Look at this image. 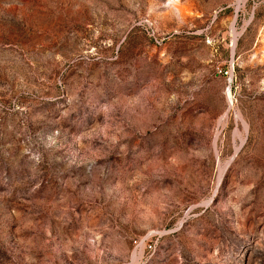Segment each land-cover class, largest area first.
Masks as SVG:
<instances>
[{
    "label": "rangeland",
    "instance_id": "obj_1",
    "mask_svg": "<svg viewBox=\"0 0 264 264\" xmlns=\"http://www.w3.org/2000/svg\"><path fill=\"white\" fill-rule=\"evenodd\" d=\"M0 264H264V0H0Z\"/></svg>",
    "mask_w": 264,
    "mask_h": 264
},
{
    "label": "built area",
    "instance_id": "obj_2",
    "mask_svg": "<svg viewBox=\"0 0 264 264\" xmlns=\"http://www.w3.org/2000/svg\"><path fill=\"white\" fill-rule=\"evenodd\" d=\"M225 76H227L229 79H231V78H232V75H231V73H230V72H226V73H225Z\"/></svg>",
    "mask_w": 264,
    "mask_h": 264
}]
</instances>
